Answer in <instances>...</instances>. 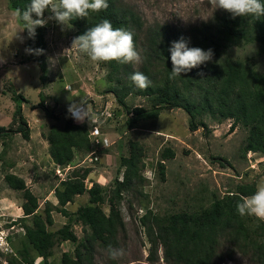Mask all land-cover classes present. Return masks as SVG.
<instances>
[{
    "label": "trees",
    "instance_id": "trees-1",
    "mask_svg": "<svg viewBox=\"0 0 264 264\" xmlns=\"http://www.w3.org/2000/svg\"><path fill=\"white\" fill-rule=\"evenodd\" d=\"M107 2L106 9L98 13L90 12L85 18H74L68 24L75 28V37L104 19H108L114 28H124L133 34L141 57L139 66L135 68L134 63L124 64L114 60L105 62L107 80L111 83L106 91L114 95L126 114L132 113L125 118L120 132L138 127L142 120L155 119L163 109L181 108L189 116L192 131L199 126L207 128L203 117L213 121L232 119L229 131H233L238 124L244 126L247 129L244 154L251 151L264 157V70L231 56L232 49L242 43L257 45L264 52V16L259 19L255 16L233 17L219 8L208 20L182 29L168 23L146 25L124 0ZM261 2L264 3V0ZM29 3L30 0H8V7L16 14L17 9L23 11ZM33 18H36L35 14ZM16 21L23 29L26 48L42 50L40 54L28 53L27 60L38 64L40 80L43 81L47 73L44 58L46 26H37L35 35L30 36L23 21L17 16ZM181 38L188 42V47L211 49L213 58L170 78L172 63L169 49L173 41ZM136 71L145 74L151 81L146 89L137 88L130 80L131 74ZM131 95L148 98L151 107L129 108L126 98ZM43 97L41 93L38 105L33 108L40 107L49 117L62 122L61 125L51 124L44 133L54 165L70 166L76 153L95 150L97 144H92L89 125L74 122L69 113L63 116L54 114L44 105ZM12 98L16 103L24 99L19 93H13ZM11 123L8 127L0 126V139L12 132H20L23 138H29V127L19 103ZM128 150L126 155L119 157L116 175L109 188L96 181H92L87 188L85 180L91 169L74 170L53 189L57 203L54 205L47 201L42 210L37 196L26 186L24 179L15 173H6L3 176L6 185L22 193L19 206L22 217L19 218L27 221L21 226L25 240H22L21 248H16L17 253L13 252L7 258V263L33 264L34 257L30 254L33 250L36 256L42 258L43 264H49L51 248L60 241H70L75 247L73 253H62L59 264H92L96 244L107 249L109 245L116 247L117 235L124 230L120 206L124 193L136 189L145 181L142 145L129 140ZM161 155L162 160L173 158L174 152L166 148ZM162 160L158 162V167L163 179L165 164ZM255 190V182L238 183L221 196L215 194L207 206L194 211L159 215L148 210L140 218L149 242L148 260L155 261L161 247L166 264H218L222 259H230L234 253L248 257L253 264H264V221L253 216H241L236 209L240 197L249 196ZM84 193L88 195L87 203L69 212L66 205ZM105 202L108 212L102 208ZM54 210L66 216L67 222L50 231L47 225L53 224L51 213ZM19 221L11 224L16 225ZM74 224L83 227L86 232L84 237H77Z\"/></svg>",
    "mask_w": 264,
    "mask_h": 264
},
{
    "label": "rangeland",
    "instance_id": "rangeland-1",
    "mask_svg": "<svg viewBox=\"0 0 264 264\" xmlns=\"http://www.w3.org/2000/svg\"><path fill=\"white\" fill-rule=\"evenodd\" d=\"M132 6L141 21L146 25L155 22L168 23L176 28L186 29L208 20L219 8H214L209 0H124ZM52 13L46 10L45 16V52L47 63L45 80H40L41 70L34 61L27 60L23 29L16 21V14L8 7V0H0V126L8 127L12 123L13 112L19 103L29 127V138L18 133H11L0 139V245L8 235V249L1 246L0 264H8L7 258L17 253L25 240L21 191L9 188L3 176L15 173L21 176L26 186L37 196L40 210L49 201L56 204L53 189L61 183L57 167L48 153V143L44 133L51 124L61 125L49 117L40 107L33 108L44 95V105L54 114L65 115L73 102L81 99L87 102L89 111L96 117L100 134V144L94 147L97 159L90 161L89 153H76L71 166L64 169L62 177L74 170L85 167L91 169L85 185L87 188L96 181L108 188L119 163V157L128 153V142L134 140L143 147L145 181L136 189L124 193L121 211L124 218V230L117 235L114 248H123L125 254L112 260L108 249L96 244L92 264H166L162 248L159 247L157 259L148 260L149 242L145 229L140 222L141 216L150 210L152 213L165 215L178 211H194L207 206L216 194L223 195L234 189L238 183L264 181V157L243 148L246 144L247 129L238 124L229 131L232 119L213 121L203 117L207 128H189V116L181 108L163 109L155 119L142 120L138 127L120 132L127 116L112 93L106 90L111 83L107 80L108 68L105 62H93L73 46L75 28L70 24L61 25L49 19ZM231 56L248 62L252 67L264 70V52L257 45L242 43L235 46ZM139 63H134L137 68ZM19 93L24 99L16 103L12 95ZM129 108L143 106L150 108L146 97L131 95L126 98ZM198 119L195 121L197 122ZM87 122V120H86ZM88 123V122H87ZM88 125H90L88 123ZM15 126V125H14ZM91 126H89L90 128ZM170 148L173 158L162 160L161 153ZM99 149V150H98ZM223 158V159H221ZM165 164L164 177L161 178L158 162ZM3 201V203H2ZM87 193L77 195L73 202L66 205L69 212L85 205ZM108 212L107 203L102 204ZM53 224L47 229L55 231L67 222V217L54 210L51 213ZM19 218V219H18ZM20 220L14 226L8 223ZM8 225V227H7ZM73 229L78 238L86 235L80 224ZM11 242V243H9ZM75 245L70 241H60L51 248L49 264H59L63 252L73 253ZM33 264H43L41 257L33 250ZM218 264H253L239 253L222 259Z\"/></svg>",
    "mask_w": 264,
    "mask_h": 264
},
{
    "label": "clouds",
    "instance_id": "clouds-1",
    "mask_svg": "<svg viewBox=\"0 0 264 264\" xmlns=\"http://www.w3.org/2000/svg\"><path fill=\"white\" fill-rule=\"evenodd\" d=\"M209 3L215 9L220 8L228 11L233 17L255 16L259 19V17L264 16V3L261 0H209ZM107 7V0H30L29 5L23 11L20 9L16 10V16L23 21L29 35L34 36L35 28L46 23L43 18L46 9L52 13L49 19H54L58 24L66 25L74 18H85L90 12L98 13ZM33 14H35L36 18H33ZM73 46L79 52L86 54L93 62L114 60L128 64L139 63L141 59L135 46L133 34L124 28H114L108 19H104L100 23L89 27L83 34L75 37L72 42ZM169 51L172 63L170 78L180 76L182 72H187L213 58L211 49L204 50L199 47H188V42L184 38L173 41ZM26 52L40 54L42 50L26 49ZM130 80L141 90L146 89L151 83L148 77L139 71L133 72ZM68 113L74 122L84 123L87 120L90 124L89 126H91L89 128L90 131L97 122L96 117L89 111L87 102L83 99L78 103H71L68 107ZM102 137L104 136L102 135ZM93 155L92 160L95 159ZM55 166L61 171L62 175L64 169L68 167ZM60 178L62 180L65 179L62 176ZM236 209L241 216H253L259 221H264V181L256 185V190L253 194L240 197ZM14 225L11 224L10 227ZM5 229L2 227L0 231L4 232ZM8 240L9 237L6 235L2 242L8 244ZM4 245L5 243L0 245V253H3L1 246ZM107 251L109 258L112 260H117L125 254L123 248H113L111 245H109ZM5 253L12 254L13 252L10 250V252Z\"/></svg>",
    "mask_w": 264,
    "mask_h": 264
},
{
    "label": "built area",
    "instance_id": "built-area-1",
    "mask_svg": "<svg viewBox=\"0 0 264 264\" xmlns=\"http://www.w3.org/2000/svg\"><path fill=\"white\" fill-rule=\"evenodd\" d=\"M100 134H101V131L99 130V127L97 126V124H94L93 127H92V130L90 131V139L92 140V144L93 145L97 144V146H99L100 141H101V139L99 137ZM101 135H103V134H101ZM102 140L105 142V138L104 137H103ZM94 153H95V150H93V151L90 152V155H89V158H88L90 161H92V155ZM93 158L96 159V156H94ZM57 173L60 176H62V173H61V171L59 169H57ZM2 243H5V249H8V247H9L8 244L6 242H2ZM10 250L11 249L9 248V251Z\"/></svg>",
    "mask_w": 264,
    "mask_h": 264
},
{
    "label": "crops",
    "instance_id": "crops-1",
    "mask_svg": "<svg viewBox=\"0 0 264 264\" xmlns=\"http://www.w3.org/2000/svg\"><path fill=\"white\" fill-rule=\"evenodd\" d=\"M52 161V160H51ZM54 164V163H53ZM2 203H3V201H2Z\"/></svg>",
    "mask_w": 264,
    "mask_h": 264
}]
</instances>
